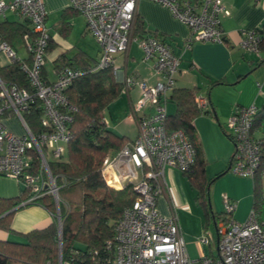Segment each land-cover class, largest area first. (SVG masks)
<instances>
[{
    "label": "built area",
    "instance_id": "2783aa9c",
    "mask_svg": "<svg viewBox=\"0 0 264 264\" xmlns=\"http://www.w3.org/2000/svg\"><path fill=\"white\" fill-rule=\"evenodd\" d=\"M169 7L175 17L186 24L194 41H226L222 16L230 11L224 0H153ZM138 0H68V7L83 15L87 30L100 44L97 68H112L124 83V91L138 86L140 98L133 106L139 116V133L116 154L103 163L102 174L107 184L116 189L132 186L139 194L127 207L115 225L113 264H264V222L255 211L239 222L232 217L236 202L223 198L226 219L217 228L218 256L208 255L215 241L211 231L198 239L200 256L192 257L180 223L178 206L169 197L166 169L184 173L193 170L196 148L182 128L167 131L170 92L176 85L182 56L157 36L135 38L134 21ZM17 13L30 22L32 33L23 35L27 57L20 56L13 45L0 40V54L8 64L20 63L27 74L31 89L8 85L0 77V175L16 178L28 189L30 196L22 204L35 203L50 195L59 204V187L50 169V160L67 153L72 136L71 123L76 107L66 89L83 74L81 69L64 67L56 80L43 76L52 36L47 25L48 10L44 0H0V16ZM240 46L261 56L262 34L256 28L242 31ZM137 41L145 60L154 62L159 81L150 84L135 75H128L117 65V55L127 52ZM38 100L43 108L42 130L34 133L25 119ZM202 113L209 108L206 95L196 96ZM259 106L252 103L238 108L227 120V133L235 143L229 171L244 177H255L264 160V138L253 135ZM17 116L25 129L17 133L6 119ZM167 196L170 212L163 214L158 206L161 196ZM60 217V212H58ZM60 264H65L60 259Z\"/></svg>",
    "mask_w": 264,
    "mask_h": 264
},
{
    "label": "trees",
    "instance_id": "16d2710c",
    "mask_svg": "<svg viewBox=\"0 0 264 264\" xmlns=\"http://www.w3.org/2000/svg\"><path fill=\"white\" fill-rule=\"evenodd\" d=\"M256 29L263 36L261 61L264 58V26ZM31 30L27 19H0V40L13 46L20 38L22 40L24 34L32 33ZM147 34L144 20L137 14L133 36L145 38ZM51 46L50 43L48 50ZM98 61L90 64L80 55L72 58L61 55L55 61L57 73L64 67L83 71L66 89L70 102L76 107L67 153L62 158L50 160V169L59 187L62 229L56 218L59 209L54 198L50 195L41 197L38 202L52 212L54 221L45 228L22 234L21 239H0V264H60V259L65 264H113L114 251L110 244L115 240L116 222L139 194L131 185L124 189L109 186L102 174L104 160L131 140L119 135L106 122L105 111L122 94L124 83L116 79L112 68L95 69ZM43 76L45 78L44 69ZM0 77L8 85L16 84L32 90L28 76L18 62L0 65ZM199 89L175 85L169 96V104L174 110L168 111L166 128L167 131L182 128L192 140L196 162L193 170L186 174L198 192L197 199L206 210L208 222L213 218L216 224L227 215L214 212L210 203L209 186L214 179L207 176L206 159L194 124L202 113L196 100ZM42 114L43 108L38 100L25 114L35 134L42 130ZM256 188H259V182ZM29 196L25 187L17 197H0V229L14 232L11 223L14 211L10 210L20 206Z\"/></svg>",
    "mask_w": 264,
    "mask_h": 264
},
{
    "label": "crops",
    "instance_id": "0c3cea01",
    "mask_svg": "<svg viewBox=\"0 0 264 264\" xmlns=\"http://www.w3.org/2000/svg\"><path fill=\"white\" fill-rule=\"evenodd\" d=\"M44 1L49 12L47 25L52 36V46L48 50L44 66L45 78L48 81L55 80L50 77L47 63L48 61L53 62L57 75L55 61L61 55H66L69 58L80 55L90 64H96L100 57V44L97 52L92 51L93 49L87 41L91 36L87 30L85 17L69 8L68 0ZM224 2L230 14L222 16V25L226 33V41L223 43L194 41L190 47H186L191 35L190 28L183 22L188 31L162 28L159 22L151 25L152 20L149 14L147 10L143 9L147 0H138V4L141 3V5L139 8L137 4L136 15L138 14L144 20L148 36H157L163 39L176 54L182 56L180 71L176 77V86L199 87L200 93L208 98L209 108L194 120V124L198 143L206 159L207 176L209 179H214L209 186L211 207L217 211L221 210L220 213L224 212L223 198L226 196L236 202V210L232 214L235 220L244 222L249 218L251 212L255 211L258 219L264 222V160L255 177H244L230 172L228 169L235 151V143L226 129L227 120L238 108L256 103L259 106V112L253 135L264 138V58L260 61V57L254 53L246 52L240 46L243 30L264 26V0H224ZM164 6L162 9L167 13V6ZM7 18L23 20L15 12H9ZM21 41L23 42V40ZM133 42L137 43L136 50L132 48ZM133 42L127 52L117 55V65L122 67L128 75H135L150 84H156L159 78L155 74L154 62L145 60L138 42ZM137 51L141 52L140 57H137ZM27 55L23 57H27ZM7 64V58L0 54V65ZM115 76L118 81H121L117 75ZM217 81L220 82L215 84L214 82ZM124 94L129 100L131 111L126 114L124 126L118 123L113 130L133 141L139 133L138 119L141 116V114L133 113V106L140 98L141 90L138 86H134ZM170 105L168 104V111L172 112L174 108L170 109ZM10 128L12 129V127ZM206 129L215 134L222 142L224 146L222 155L211 157V153L207 149L209 135L207 132L204 134ZM223 171L225 172L218 176ZM185 177H187L186 173L175 168L166 169L169 197L178 207L189 204L192 191L196 192L190 180ZM257 182H259L258 189L256 188ZM24 189L25 185L21 181L0 175V197H17ZM166 199L167 196H161L158 206L161 200L166 207ZM159 209L163 214H169L168 210H163L160 207ZM11 211H14L11 220L14 232L0 229V239H21L22 234L45 228L55 218L52 212L39 202L21 204Z\"/></svg>",
    "mask_w": 264,
    "mask_h": 264
},
{
    "label": "rangeland",
    "instance_id": "374dc122",
    "mask_svg": "<svg viewBox=\"0 0 264 264\" xmlns=\"http://www.w3.org/2000/svg\"><path fill=\"white\" fill-rule=\"evenodd\" d=\"M140 5L141 3L138 4L139 8H140ZM163 6H164L163 4L155 2L153 0L151 1L147 0V3L143 5V9L147 10L149 17L152 20L151 25L152 24L155 25L156 22H159L162 28L167 27V29H174L175 31L177 29L181 31H188L187 27L182 23V21L174 16L171 9L166 7L168 10L166 13L162 9ZM0 19H4V17L2 16ZM88 33L90 34L91 37L87 41L89 45L92 47L93 49L92 51L97 52L99 42L97 41V39L92 33H90L89 31ZM14 47L20 56L27 55V49L25 48L24 43L20 39L15 42ZM132 48L133 50H136L135 49L137 48L136 42H133ZM136 55L137 57L138 56L140 57L141 52L137 51ZM47 68L49 70L50 77L55 78L56 80L57 75L55 74L52 61H48ZM124 93L125 91L116 100H114L105 111L106 120L108 122L109 127L112 129L116 127L118 123L119 125L121 124V126H124L125 124L124 119L126 117V114L131 111L129 100ZM171 108H173V105H170V109ZM6 124L12 127V129L16 131L17 133H23L25 130L23 126L21 125V122L17 116H13L11 120L6 119ZM206 132L208 133L209 139H210L207 149H209L211 153V157L222 155L224 151V146L222 142L211 131L206 129L204 130V134ZM211 162H212V159H211ZM10 178H13V177H10ZM185 178L189 180L188 176ZM13 179H16V178H13ZM195 191H196L195 193L192 191V194L190 195L189 204H185L184 206L178 207L180 222L182 224L184 236H185V239L188 245V250L192 257L195 258V257L200 256L201 249L199 246L198 239L202 237L204 234H206L207 231H211L214 235L215 241L212 242V249L208 245H206L205 250L208 255H211V253H213L215 256H218V253H219L218 245H217L218 235H217V228L214 223V219L211 218L210 222H208L206 210L204 206L198 201L197 199L198 192L197 190ZM59 204H56L58 209H59ZM159 207L161 209L163 208V210L166 209L170 212V205H169L168 199H166V207L164 206L161 200L159 202ZM212 210L216 213L221 212V210L217 211L216 209L214 210L213 208ZM58 212H60V209L58 210ZM58 212L56 214V218L58 221L59 228H61L62 227L61 217L58 216Z\"/></svg>",
    "mask_w": 264,
    "mask_h": 264
},
{
    "label": "water",
    "instance_id": "95a60500",
    "mask_svg": "<svg viewBox=\"0 0 264 264\" xmlns=\"http://www.w3.org/2000/svg\"><path fill=\"white\" fill-rule=\"evenodd\" d=\"M10 211H11V210H10ZM60 229H62V227H61Z\"/></svg>",
    "mask_w": 264,
    "mask_h": 264
}]
</instances>
